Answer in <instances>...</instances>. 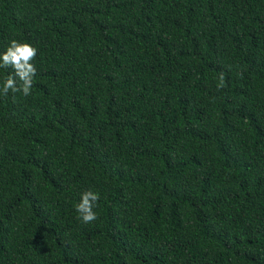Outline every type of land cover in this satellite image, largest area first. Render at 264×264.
I'll list each match as a JSON object with an SVG mask.
<instances>
[{
    "label": "trees",
    "instance_id": "16d2710c",
    "mask_svg": "<svg viewBox=\"0 0 264 264\" xmlns=\"http://www.w3.org/2000/svg\"><path fill=\"white\" fill-rule=\"evenodd\" d=\"M13 39L0 264H264V0H0Z\"/></svg>",
    "mask_w": 264,
    "mask_h": 264
},
{
    "label": "clouds",
    "instance_id": "9594fccd",
    "mask_svg": "<svg viewBox=\"0 0 264 264\" xmlns=\"http://www.w3.org/2000/svg\"><path fill=\"white\" fill-rule=\"evenodd\" d=\"M38 49L30 43H24L15 39L11 40L7 49L0 53V68H11L12 74H9L0 87V94L7 96L9 91L13 93L20 92L24 96L31 95V89L34 77L37 74V68L32 63L37 56ZM17 79L19 84H17ZM225 87V78L223 74L219 76L217 89ZM99 193L92 190H86L81 193L80 201L75 205V211L78 219L88 224L98 219L94 208L99 201Z\"/></svg>",
    "mask_w": 264,
    "mask_h": 264
}]
</instances>
